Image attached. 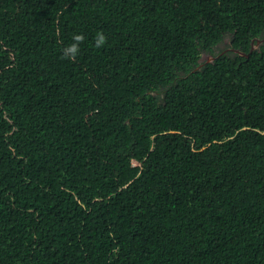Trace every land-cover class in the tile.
I'll list each match as a JSON object with an SVG mask.
<instances>
[{"label":"trees","instance_id":"obj_1","mask_svg":"<svg viewBox=\"0 0 264 264\" xmlns=\"http://www.w3.org/2000/svg\"><path fill=\"white\" fill-rule=\"evenodd\" d=\"M0 264H264V0H0Z\"/></svg>","mask_w":264,"mask_h":264},{"label":"clouds","instance_id":"obj_2","mask_svg":"<svg viewBox=\"0 0 264 264\" xmlns=\"http://www.w3.org/2000/svg\"><path fill=\"white\" fill-rule=\"evenodd\" d=\"M85 37L82 34H75L72 36V43L62 49V59H67L70 61H75L79 51L80 45L84 42ZM107 42V37L103 32H97L94 38V47L97 49L102 48ZM134 165H137L134 161Z\"/></svg>","mask_w":264,"mask_h":264}]
</instances>
